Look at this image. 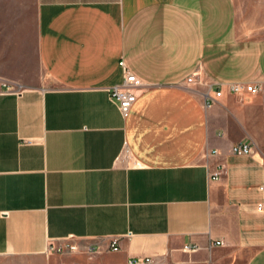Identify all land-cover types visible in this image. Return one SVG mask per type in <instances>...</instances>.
<instances>
[{"label": "crops", "instance_id": "obj_1", "mask_svg": "<svg viewBox=\"0 0 264 264\" xmlns=\"http://www.w3.org/2000/svg\"><path fill=\"white\" fill-rule=\"evenodd\" d=\"M32 3L27 58L0 35V263L264 264V35L234 0Z\"/></svg>", "mask_w": 264, "mask_h": 264}, {"label": "rangeland", "instance_id": "obj_2", "mask_svg": "<svg viewBox=\"0 0 264 264\" xmlns=\"http://www.w3.org/2000/svg\"><path fill=\"white\" fill-rule=\"evenodd\" d=\"M237 21L248 28L252 35H264V0H234ZM15 7L14 9H12ZM5 25L0 27V35L4 36L5 46L8 49L12 42H19L22 55L27 58L33 44L34 9L32 0H21L19 4H5L3 11ZM73 252V251H72ZM71 251H51V264H62ZM28 259V258H23ZM0 264H29L27 261L3 262Z\"/></svg>", "mask_w": 264, "mask_h": 264}, {"label": "built area", "instance_id": "obj_3", "mask_svg": "<svg viewBox=\"0 0 264 264\" xmlns=\"http://www.w3.org/2000/svg\"><path fill=\"white\" fill-rule=\"evenodd\" d=\"M119 66L123 69V78L119 85L113 86L108 90L110 98L116 103L118 106V109L122 113V115L126 116L128 110L132 106V104L136 100V95L133 92V88L139 85L138 79L130 73L126 67L124 62L120 61ZM194 76L188 78V82L194 81ZM229 91L233 92L234 94H241L243 92H255L259 90V86L254 85L253 83H230L227 85ZM231 151L233 154H248L251 151V147L248 143L242 142L234 144L231 148ZM260 190H264V186L260 187ZM261 208V205H258V209ZM99 247L91 248L89 247L90 252H94ZM77 249V246L74 244L70 245H64L61 247L53 248V251H75ZM108 249L111 251H117L119 249L117 238H113L109 245ZM186 249L191 250V248L186 247ZM150 262L149 259L144 260H137L133 261L131 263H147Z\"/></svg>", "mask_w": 264, "mask_h": 264}]
</instances>
